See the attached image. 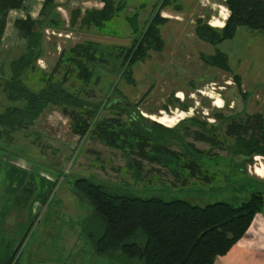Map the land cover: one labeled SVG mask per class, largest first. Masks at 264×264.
Returning a JSON list of instances; mask_svg holds the SVG:
<instances>
[{"label": "rangeland", "instance_id": "374dc122", "mask_svg": "<svg viewBox=\"0 0 264 264\" xmlns=\"http://www.w3.org/2000/svg\"><path fill=\"white\" fill-rule=\"evenodd\" d=\"M155 1L129 0L101 30L93 26L77 27L78 24L69 29L65 26L64 11L56 9L65 29L59 34L44 32L43 51L35 62L37 69L27 71L26 85L31 89L39 87L41 72L37 70L50 72L60 50L82 40L98 42L102 49L95 54L101 53L104 63L89 64L92 71L85 83L73 76L64 82L95 111L90 117L79 112L87 125L82 134L73 132L71 117L56 107L45 108L26 127L9 129L0 124V264L16 246H19L20 264L106 263L103 258L91 255L80 232L81 220L89 211L87 200L74 189V180L80 177L129 195H156L164 200L178 198L197 205L218 200L238 204L246 199L248 187L237 172L239 168L230 163L235 157L230 154L233 140L225 138L224 127L216 125L218 120L210 117L213 111L240 109L239 98H235L240 93L229 73L207 70L194 52L186 50V54L177 55L170 38L165 39L161 51L149 50L146 58L131 66L130 83L124 77L128 68H119L120 58H114L116 51L112 46H127L133 38L124 17L136 14L138 28H142L154 12L151 5ZM141 5L145 7L138 17ZM20 49L8 47L5 40L0 43V80L6 74L3 71L7 70L8 60L16 58ZM182 58L188 61L181 63ZM61 75L60 68L54 70L55 78L60 79ZM209 94L222 99L221 108L212 104ZM173 97L178 101L188 100L186 110L176 107L175 102H168ZM5 104L0 92V111ZM189 108L187 116L178 113ZM108 119H117L119 123ZM197 121L203 123L201 128L193 124ZM150 122L175 127L164 130ZM105 123L108 127L104 129L127 130L125 139L129 144L123 148L107 145L96 130ZM135 125L153 137L149 144L182 150L200 165L199 174L208 176L213 183L204 185L200 177L190 176V168L182 165L188 159L175 158L162 165L131 152L141 142L140 132L130 131ZM198 132L209 138V142L194 140L193 135ZM143 148L149 150L148 146ZM194 148L201 152L193 151ZM252 158L259 159L254 155ZM251 162L252 159L245 164L246 169L252 167ZM222 180L225 185H221ZM14 182L18 186L12 190Z\"/></svg>", "mask_w": 264, "mask_h": 264}, {"label": "trees", "instance_id": "16d2710c", "mask_svg": "<svg viewBox=\"0 0 264 264\" xmlns=\"http://www.w3.org/2000/svg\"><path fill=\"white\" fill-rule=\"evenodd\" d=\"M23 1L0 0V39L8 10L22 9ZM101 2L99 9H84L82 12L77 7L66 8V24L56 10L59 5L56 0H42L38 15L34 19L25 15L13 20V27L19 30L25 43L17 57L8 60L7 70L3 71L6 74L0 80V92L6 103L0 111L2 126L9 129L26 127L32 124L45 108L56 107L63 115L71 117L73 132L83 133L87 125L79 112L82 111V114L90 117L95 110L87 107L86 102L75 96L64 82L67 77L73 76L85 83L92 71L89 64L104 63L100 58L101 53L95 54L102 49L98 42L82 40L66 50H60L50 72L37 70L41 72L37 89L28 87L25 77L27 71L37 69L35 62L43 51L45 29L59 33L65 29L64 24L69 29L78 24L77 27L93 26L101 30L113 14L124 7L123 0ZM167 2L168 0H161L159 6ZM224 3L229 13L221 28H212L204 21L196 20L193 33L198 40L216 45L231 38L237 27L264 32V0H225ZM136 17V14L124 17L133 35L129 45L112 46L116 51L114 58H120L119 68H128L124 77L129 83L133 80L129 76L131 66L146 58L149 50L161 51L163 47L159 30L165 18L159 16L158 10H154L140 29ZM198 57L208 65L229 73L241 97H244L239 90V79L230 70L223 53L215 50L212 55L200 53ZM57 68L62 71L60 79L54 77V70ZM168 100L173 104L175 102L176 107L181 110H186L189 106L188 100L178 101L175 97ZM215 118L219 122L227 121L224 135L233 140L230 154L232 157H242L243 168L245 163L251 161L253 155L264 157L263 113H243L242 117L237 118H224L215 114ZM108 121L119 123L117 119ZM150 124L164 130L175 127L166 128L156 122ZM193 124L200 128L203 126V123L198 121ZM104 127H108L107 123L96 130L107 145L123 148L125 144H129L125 139L127 130H109ZM142 130L143 127L139 125L132 126L130 131H139L141 142L136 146V151L130 150L131 152L162 165L175 158L185 161L188 159L182 165L190 168V176L209 178L199 174L197 167L200 165L188 158L182 150L172 151L162 144H149L148 141H153V137L142 133ZM120 134L123 135L122 138H119ZM193 139L209 142V138H205L202 132L193 135ZM144 146H148L149 150L145 151ZM163 152L167 155L164 156ZM74 189L89 205L88 213L81 220L80 232L84 243L91 255L103 258L105 264H212L242 237L253 215L264 205L263 183H257V187L249 191L246 199L238 204L218 200L197 205L178 198L164 200L156 195L138 197L84 177L74 180ZM18 248L19 246L15 247L3 264H20Z\"/></svg>", "mask_w": 264, "mask_h": 264}, {"label": "crops", "instance_id": "0c3cea01", "mask_svg": "<svg viewBox=\"0 0 264 264\" xmlns=\"http://www.w3.org/2000/svg\"><path fill=\"white\" fill-rule=\"evenodd\" d=\"M41 1L24 0V7L22 9L8 10L0 43L5 40L8 47L22 48L24 46L25 40L19 30L13 27L12 22L15 18H23L25 15H28L32 19L36 18ZM224 1L168 0L165 5L159 6L160 2L155 1L151 6L152 12L156 8L159 16L165 18L159 30L160 37L163 39V43L166 38L172 40H170V43L172 47L176 48L175 52L177 55L186 54V50L194 52L197 55L200 53L212 55L217 50L226 56L230 70L238 77L239 90L244 94V97H241V95L235 97L239 98L238 107L240 109L213 111L210 112L211 118L216 120L215 114H219L224 118H237L243 115V113H263L264 117V32L250 30L246 27H237L231 38L224 39L216 45L198 40L193 33L196 20H202L212 28H221L223 26L229 13ZM56 2L59 4L56 9L61 8L64 11L65 21L68 16L66 8H71L72 5L78 7L81 12L84 9H99L102 6L101 0H56ZM127 3H129V0H125L124 7ZM144 7V5L139 6L138 17L142 15L141 13L143 12L141 11ZM9 29L12 30L11 33ZM179 61L186 63L188 59L182 58ZM200 61L207 70H219L202 60ZM213 95L215 94L208 95L212 100V104L217 108H221L222 99L217 95V98H213ZM178 97H181V92ZM190 111L191 109L189 108L187 111L177 112H183L187 116L190 114ZM215 124L225 127L227 121H216ZM224 137L230 141L232 139L226 135ZM195 150L194 148L193 151ZM236 156L238 155H235L230 163L239 168L237 172L247 185L248 191L254 190L257 187V183H263L264 185V157L254 155V157H259V159L253 160L254 158H252V167L246 169L241 166L242 157L238 156L239 158H236ZM224 182L222 180L223 184L221 185H225ZM203 183L204 185H211L213 180L205 177ZM17 186V182H14L11 185L12 190ZM212 264H264V205L253 215L242 237L225 254L218 256Z\"/></svg>", "mask_w": 264, "mask_h": 264}, {"label": "built area", "instance_id": "2783aa9c", "mask_svg": "<svg viewBox=\"0 0 264 264\" xmlns=\"http://www.w3.org/2000/svg\"><path fill=\"white\" fill-rule=\"evenodd\" d=\"M44 32L45 33H50V34H59V33H55L54 31L48 30V29H45Z\"/></svg>", "mask_w": 264, "mask_h": 264}, {"label": "bare ground", "instance_id": "6f19581e", "mask_svg": "<svg viewBox=\"0 0 264 264\" xmlns=\"http://www.w3.org/2000/svg\"><path fill=\"white\" fill-rule=\"evenodd\" d=\"M168 121H169V120H168ZM168 121H167V122H168ZM164 122H166V120H164ZM167 122H166V123H167Z\"/></svg>", "mask_w": 264, "mask_h": 264}]
</instances>
